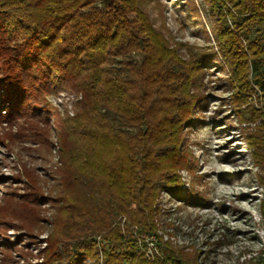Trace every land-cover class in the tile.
<instances>
[{
  "label": "trees",
  "instance_id": "16d2710c",
  "mask_svg": "<svg viewBox=\"0 0 264 264\" xmlns=\"http://www.w3.org/2000/svg\"><path fill=\"white\" fill-rule=\"evenodd\" d=\"M207 2L218 15L213 57L228 73L233 106L250 93L259 101L248 145L264 161V0ZM191 62L139 0H0V110L35 103L40 93L79 96L71 116L42 105L59 123L60 160L70 173L60 191L63 235L48 240L44 264L186 262L157 241L159 252L145 253L130 226L153 235L158 192H177L179 171L191 167L182 133L202 101Z\"/></svg>",
  "mask_w": 264,
  "mask_h": 264
},
{
  "label": "rangeland",
  "instance_id": "374dc122",
  "mask_svg": "<svg viewBox=\"0 0 264 264\" xmlns=\"http://www.w3.org/2000/svg\"><path fill=\"white\" fill-rule=\"evenodd\" d=\"M139 4L167 44L198 65L194 92L202 101L182 133L190 169L179 171L177 192H158L153 235L131 225L133 238L145 253L159 252L156 241L171 246L184 264H264V161L248 145L259 101L250 93L240 109L233 106L228 73L220 55L213 57L218 15L207 0ZM37 97L0 110V264H44L47 242L63 235L68 216L60 195L70 174L60 160L61 130L42 105L71 116L79 96L65 90Z\"/></svg>",
  "mask_w": 264,
  "mask_h": 264
}]
</instances>
